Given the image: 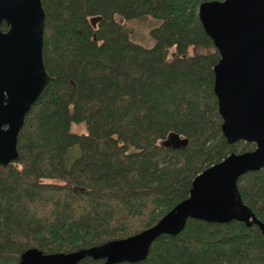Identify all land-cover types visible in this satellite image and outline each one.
I'll use <instances>...</instances> for the list:
<instances>
[{"label":"trees","instance_id":"16d2710c","mask_svg":"<svg viewBox=\"0 0 264 264\" xmlns=\"http://www.w3.org/2000/svg\"><path fill=\"white\" fill-rule=\"evenodd\" d=\"M203 1L41 0L50 79L25 115L18 159L0 165V264H20L29 247L68 252L137 233L187 197L202 169L255 147L222 133ZM142 16L158 19L151 46L129 37L125 21ZM171 132L187 144L165 145ZM237 184L264 223V167ZM114 264H264V233L189 217L144 259Z\"/></svg>","mask_w":264,"mask_h":264},{"label":"water","instance_id":"95a60500","mask_svg":"<svg viewBox=\"0 0 264 264\" xmlns=\"http://www.w3.org/2000/svg\"><path fill=\"white\" fill-rule=\"evenodd\" d=\"M205 32L219 52L213 66L214 92L228 142H253L251 150L231 152L198 172L187 197L151 226L126 237L68 252L46 253L29 247L20 264H114L139 261L162 233L177 234L187 218L213 222L231 219L257 224L240 194L237 179L264 167V0H205L198 6ZM45 11L41 0H0V165L19 157L17 140L31 105L50 79L43 61ZM99 16L93 17L95 22ZM6 28H2V23ZM188 138L171 132L165 145L179 147ZM101 259V261H96Z\"/></svg>","mask_w":264,"mask_h":264},{"label":"rangeland","instance_id":"374dc122","mask_svg":"<svg viewBox=\"0 0 264 264\" xmlns=\"http://www.w3.org/2000/svg\"><path fill=\"white\" fill-rule=\"evenodd\" d=\"M120 19V17H118ZM122 20V18L120 19ZM127 28L129 29V37L135 42H138L144 46H151L153 44V38L150 35L151 27L158 24V19L152 16L135 17L128 21H125ZM73 129L76 131H84L83 124H74ZM76 148H71L70 154L72 157L78 153H75Z\"/></svg>","mask_w":264,"mask_h":264}]
</instances>
